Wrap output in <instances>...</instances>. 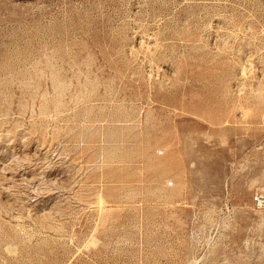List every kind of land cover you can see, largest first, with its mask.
<instances>
[{
	"label": "rangeland",
	"instance_id": "rangeland-1",
	"mask_svg": "<svg viewBox=\"0 0 264 264\" xmlns=\"http://www.w3.org/2000/svg\"><path fill=\"white\" fill-rule=\"evenodd\" d=\"M264 0H0V264H264Z\"/></svg>",
	"mask_w": 264,
	"mask_h": 264
},
{
	"label": "built area",
	"instance_id": "built-area-1",
	"mask_svg": "<svg viewBox=\"0 0 264 264\" xmlns=\"http://www.w3.org/2000/svg\"><path fill=\"white\" fill-rule=\"evenodd\" d=\"M254 202L258 208H264V196L262 195L255 196Z\"/></svg>",
	"mask_w": 264,
	"mask_h": 264
}]
</instances>
